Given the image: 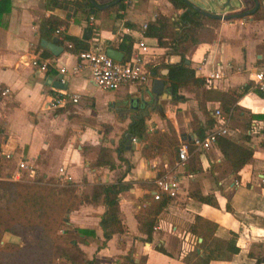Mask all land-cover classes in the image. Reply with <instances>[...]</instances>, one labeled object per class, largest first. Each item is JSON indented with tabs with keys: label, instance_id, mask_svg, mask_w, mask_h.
Wrapping results in <instances>:
<instances>
[{
	"label": "crops",
	"instance_id": "crops-1",
	"mask_svg": "<svg viewBox=\"0 0 264 264\" xmlns=\"http://www.w3.org/2000/svg\"><path fill=\"white\" fill-rule=\"evenodd\" d=\"M9 1L10 9L0 19V144L5 146L2 153L11 151V157L23 158L42 176L57 174L58 167L62 166L70 174L75 191L81 194H88L97 182H113L119 176L130 182L118 198L119 216L125 229L113 233L103 244L98 225L99 215L104 210L101 197L96 202L81 201L67 212L68 222L93 231L80 243L85 256L101 264H115L118 255L132 249L136 260L139 255L145 256L146 264H188L182 257L192 255L194 258L193 249L197 252L202 249L198 245L201 235L188 228L194 216L199 215L216 224L206 242L218 250L214 249L216 256L207 264H255V258L264 250V181L261 180L264 124L252 113L264 112V97L250 88L241 91V86L250 84V71L264 62V17L254 16L257 9L261 11L264 7V0H236L232 8L213 12L198 5L200 0H188L209 14L220 15L213 27L214 37L185 45L183 53L194 75L203 76L209 70L219 72L220 77L212 81L209 92H233L235 99L228 110L230 115L236 110L240 115L247 111L242 139L235 138L229 127L227 133L220 135L251 148L249 159L237 170L232 169L227 158L232 156L231 147H226L228 155H225L221 141L214 140L207 148L191 145L190 138L195 135L191 130V116L203 122L204 114L186 86L177 88L176 93L182 98L172 100L162 70L163 63L179 60V54L169 52L167 47L159 46L154 37L145 35L150 46L144 55L145 66L151 72L147 81L102 90L94 84L87 70L75 74L59 72L58 66L69 68L75 61V52L60 40L56 39V43L62 49L56 55L39 45L37 30L41 14L67 16L62 31L80 37L86 22L78 9L44 8V0ZM108 1L95 0L98 4ZM122 4V9L117 10L121 17H113L114 10H108V5L98 7L89 18L93 29L87 42L96 37L105 46L117 48L122 34L131 40L139 36V25L152 20L157 10L171 18L181 10L175 9L168 0H123ZM44 50L50 54L45 55ZM33 55L53 60V63L44 71L36 70L29 64ZM58 74L64 78V82H60L64 87L46 84V77L55 80ZM155 76L163 78L167 95H158L153 104H140V98H147ZM52 89L76 93L77 101L47 107L44 102ZM215 105L218 99H206L210 114ZM136 113L144 115L147 130L166 132V120H170L179 135V144L187 145L188 156L182 164L172 167L176 149L174 151L170 145L156 141L151 155L146 157L141 151L146 140H131L130 136V141L126 142V125ZM100 146L111 148L112 167L93 164ZM117 148L128 167L117 156ZM159 171H168L175 178L174 197L181 200L182 205L165 203L156 214L150 237L144 239V233L137 228L135 214L139 206L145 204L143 197L151 195L153 179ZM191 192L212 195L216 205L194 198L189 195ZM231 232L237 247L235 252L226 248ZM155 246H162L166 251H159Z\"/></svg>",
	"mask_w": 264,
	"mask_h": 264
},
{
	"label": "trees",
	"instance_id": "trees-1",
	"mask_svg": "<svg viewBox=\"0 0 264 264\" xmlns=\"http://www.w3.org/2000/svg\"><path fill=\"white\" fill-rule=\"evenodd\" d=\"M122 1L118 0L106 7L108 10H114L113 17H121V13L117 10L122 9ZM168 1L175 9H181L175 17L171 18L157 10L152 20H147L144 27L139 25L138 28H140L143 35L154 37L159 46L167 47L169 52L180 55L179 60L162 64V67L167 68L164 77L173 101L182 98V95L176 93L177 88L180 86H187L193 92L197 100V108L205 117L203 122H199L195 115H192L190 120L191 130L195 133V136L200 138L205 134V129L214 122L212 114L205 106L206 99H218L219 108L227 112L235 97L233 92L229 93L227 91H211L212 93H210L209 87L205 85L204 77L194 75V69L189 61L184 62L183 50L185 47L182 44L186 40L198 42L213 38V27L217 25L218 17L214 14H204L198 11L191 2L185 0ZM43 5L44 8L69 6L72 7V11L78 9L86 23L83 26L81 36L76 37L65 34L61 29V26H65L67 23V16L61 18L52 13L41 14L37 30L40 38L56 37L64 43L66 48L74 52L87 47V39L93 29L92 24L89 23V18L98 9L96 5L92 4L90 0H44ZM9 9L10 1L0 0V19ZM254 16L264 17V7L261 11L257 9ZM204 33L207 36H203ZM67 42L70 43V46L66 45ZM130 44L131 38L126 34H122L117 44V48L122 52L121 61L127 58L130 52ZM44 52L45 55L50 54L46 50ZM155 72L157 70H153V73ZM249 88L250 84L246 83L241 86V91H246ZM252 90L256 91L259 96L264 97V91L254 88ZM252 115L253 117H259L262 124H264V112H256ZM166 124L168 128L166 132L147 130L144 115L136 113L131 116L124 134L128 133L131 137L142 138L147 141V144L141 149L142 154L146 157L151 155L152 147L156 145V141L170 145L175 151L180 142L179 135L172 127L170 120L167 119ZM220 135L216 136L215 141H221V150L225 155H228L226 147H231L232 156L226 157L229 158L232 169L237 170L249 159L251 148L247 145L232 143L228 138ZM119 150V148L116 149L117 156L119 159H123L126 167H128L127 160L120 156ZM93 164L112 167L111 148L100 146ZM160 173L159 171L158 174ZM129 185V181L123 180L119 176L113 182H97L92 185L88 194L77 196L71 186L54 188L37 182L0 180V239L4 231L19 234L23 229H26L37 233L36 239L32 243L2 241L0 243V264H101L95 262L93 257H86L80 247V243L84 242L85 236L93 231L68 222L66 214L69 210L76 208L81 201L96 202L101 197L104 210L99 215L98 225L103 237L101 244H103L113 233L122 232L125 229L119 216L118 198L119 193L127 189ZM189 195L202 202L216 205L214 197L210 194L191 192ZM143 201H145V204L139 206L135 218L138 230L144 233V239L150 237L156 214L165 203L171 202L182 205L181 200L164 193H161L156 199L152 195H146L143 197ZM215 226V222L211 220L199 215L194 216L193 222L188 228L190 232L201 235L198 245L202 249L200 252L193 249L194 258L192 255H184L182 257L184 262L188 264H207L209 259L216 256L213 251L214 249L218 250V248L206 242ZM155 248L162 252L166 251L162 246H155ZM226 248L230 252L237 250L232 232L226 241ZM259 261L264 262V250L261 256L255 258V264ZM115 264H146L145 256L139 255L137 260H134L132 249H128L126 253L118 255Z\"/></svg>",
	"mask_w": 264,
	"mask_h": 264
},
{
	"label": "built area",
	"instance_id": "built-area-1",
	"mask_svg": "<svg viewBox=\"0 0 264 264\" xmlns=\"http://www.w3.org/2000/svg\"><path fill=\"white\" fill-rule=\"evenodd\" d=\"M145 26V22H142L141 27ZM126 31L129 30L125 28ZM70 46V43H66ZM150 46L145 41V35L140 33L139 36H135L131 40L130 52L124 61L116 60L109 57L104 49L105 45L96 37L91 38L87 42V47L75 52V61L69 68L66 66H58L60 73L68 72L70 74L79 73L83 70H87L91 80L96 86L102 90L116 89L122 84H142L150 77V71L145 66L144 55L148 52ZM53 60H47L40 56L33 55L29 58V64L39 71L47 69L48 65H51ZM205 85L210 87L212 81L219 78L220 74L217 70H209L203 75ZM250 89L264 90V62L252 68L249 75ZM60 82H64V78H59ZM78 95L76 93H70L65 90L52 89L47 95L44 102L45 106L55 108L58 106H64L68 102H76ZM264 107V101H263ZM212 116L214 118L213 124L208 128L202 137L195 135L191 136L190 143L195 148H207L216 138L217 135L227 133L229 124L230 112L222 111L218 105H215L212 109ZM135 137H131L134 140ZM5 157H11V151L3 152ZM188 156L186 143H180L176 148V157L173 165L182 164ZM261 180L264 181V162L261 163ZM26 170L28 175L31 176V167L23 158H18L16 162V169L10 174L9 178L12 180H22L21 171ZM58 175L62 180L68 181L71 176L64 170L62 166H59ZM154 187L151 190L153 198H158L161 193L168 196H174L176 194V180L167 171L157 174L153 179Z\"/></svg>",
	"mask_w": 264,
	"mask_h": 264
},
{
	"label": "rangeland",
	"instance_id": "rangeland-1",
	"mask_svg": "<svg viewBox=\"0 0 264 264\" xmlns=\"http://www.w3.org/2000/svg\"><path fill=\"white\" fill-rule=\"evenodd\" d=\"M207 4L204 5L202 2H198V5H200L201 7H206L207 11L213 12V11H219L216 2L214 0H206ZM231 5H236L237 1L236 0H230L229 1ZM228 7V6H226ZM203 36H207L206 33H204ZM192 43L191 41H184L183 42V47H185V45H188ZM186 88H188L186 86ZM247 111L244 112L243 115H240V113H238V111L236 110V112H232L230 115V119H229V128L233 129V132L231 133L232 135L235 136V138L238 139H242L244 137V132H245V128H246V122H247ZM237 128V129H234ZM1 140V137H0ZM3 142V141H2ZM4 145L1 143L0 144V180H8L10 179L9 176L11 173L14 172V170L16 169V162H17V158L16 156L13 157H5L4 154L2 153V149H4ZM28 166L31 167V176L28 175V172L26 170H22L21 171V175H22V180H15V181H21V182H37L39 184H44V185H48V186H52L54 188H58V187H64V186H71L72 188H74V192L75 195L77 196H82L83 194L81 193H77L76 190V186L72 184L71 179L68 181L62 180L61 177L57 174H51V175H46V176H41L37 171H35L33 168V165L28 163ZM58 172V171H57ZM12 180V179H10ZM36 231H32V230H26L23 229L19 234H12L9 233L7 231L2 232L1 235V239H0V243L2 241H13V242H17V243H32L34 242V240L36 239Z\"/></svg>",
	"mask_w": 264,
	"mask_h": 264
},
{
	"label": "water",
	"instance_id": "water-1",
	"mask_svg": "<svg viewBox=\"0 0 264 264\" xmlns=\"http://www.w3.org/2000/svg\"><path fill=\"white\" fill-rule=\"evenodd\" d=\"M118 0H110L108 1L107 3H104V4H98L96 3L94 0H90V2L94 5H96L97 7H105L109 4H112V3H115L117 2ZM186 2H189L188 0H185ZM204 5L207 4L206 0H200ZM216 2V5L218 7L219 10H222L224 9L226 6H228L229 8H232V5L230 4V0H214ZM193 7L195 9H197L198 11L204 13V14H209L208 12H206L205 10H203L202 8H199L198 6H196L195 4H192ZM217 17H219L220 15H216ZM223 17H226L224 15H222ZM39 45L43 48H46L47 50H49L52 54L56 55L58 54L61 49H62V46L57 44L56 43V37H52L50 40H46L44 38H40L39 39ZM105 53L113 58V59H116V60H121L122 58V52L120 50H118L117 48L115 47H112V46H105V49H104ZM184 62H188V59L187 58H184ZM163 72H167V68H163L162 69ZM59 78H60V74L57 75V78L54 80V79H51V77H46V84H49L51 86H54V87H64L63 84L60 83L59 81ZM167 87V84L165 85ZM164 80L163 78H161L160 76H155L152 78V82H151V87H150V91L149 93L147 94V98H140V104H144V103H151L153 104L154 102L157 101V96L164 93L165 95L166 92L164 91ZM169 90V89H168ZM170 91V90H169ZM151 94V95H150ZM145 113V111H144ZM125 136H126V142H129L130 140V136L128 133H125ZM134 260H136V258H134Z\"/></svg>",
	"mask_w": 264,
	"mask_h": 264
},
{
	"label": "flooded vegetation",
	"instance_id": "flooded-vegetation-1",
	"mask_svg": "<svg viewBox=\"0 0 264 264\" xmlns=\"http://www.w3.org/2000/svg\"><path fill=\"white\" fill-rule=\"evenodd\" d=\"M147 104H149V103H145L144 105H147Z\"/></svg>",
	"mask_w": 264,
	"mask_h": 264
}]
</instances>
